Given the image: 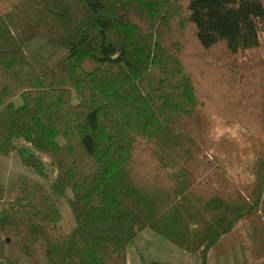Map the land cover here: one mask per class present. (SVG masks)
I'll return each instance as SVG.
<instances>
[{"label":"trees","instance_id":"trees-1","mask_svg":"<svg viewBox=\"0 0 264 264\" xmlns=\"http://www.w3.org/2000/svg\"><path fill=\"white\" fill-rule=\"evenodd\" d=\"M34 38L46 56L26 52ZM217 122L264 135V0H0V156L54 170L74 222L66 232L48 192L20 187L0 211V258L126 264L150 229L205 263L243 221L242 264L260 262L264 140L252 184L223 195L209 161L239 140L206 142ZM10 235L22 261L5 255Z\"/></svg>","mask_w":264,"mask_h":264},{"label":"rangeland","instance_id":"rangeland-1","mask_svg":"<svg viewBox=\"0 0 264 264\" xmlns=\"http://www.w3.org/2000/svg\"><path fill=\"white\" fill-rule=\"evenodd\" d=\"M44 42L40 38H34L28 44L26 52H37L41 56H46L51 48L43 45ZM60 55V51L53 52L54 58ZM18 100V99H17ZM213 129V133H212ZM211 131L207 136H203L205 139L208 137L211 139H217L223 135V139H231L234 142L239 140L238 145L232 151L222 153L216 152L217 163L214 159L210 158L211 165L215 168H210V171L214 175V182L212 186H216L218 190L223 194V189L229 190V192H235V190L243 193V190L252 184L254 173L252 166L255 162L253 156V148L256 144L264 140V135L254 133L251 137L241 134L242 129L239 125L227 126L217 122L213 125ZM206 142H208L205 139ZM222 144L221 142H218ZM226 145V144H225ZM219 151V150H217ZM209 155L214 151H208ZM214 155V154H213ZM222 175L223 185L218 182L217 177ZM55 172L48 167V176L46 179H41L35 175L30 174L29 171L21 164L15 154L9 156H0V185L4 187V195L0 200V211L6 209V203L12 200L16 195H19V188L24 187L30 193L34 191L43 190L48 192L51 197L57 203L61 212L62 218L58 225L61 226L66 232H69L74 227V222L70 214L68 206V193L63 196L53 195L51 192V184L55 179ZM207 192H209L207 190ZM228 192V193H229ZM224 195V194H223ZM245 196V195H243ZM250 197L247 196L246 198ZM261 211L260 203L258 205ZM259 221H263L261 213L259 214ZM237 227V226H236ZM250 224L240 222V227L234 229L226 240L227 247L233 244L235 247L233 251H229L228 254L215 255L210 252L207 256L205 263H202L200 257L197 255H191L180 249L175 244L169 242L160 234L150 229L142 230L136 238L126 246V264H242L246 255L250 253V248L247 242V238L250 235ZM5 255L10 259H19L22 261V255L18 248L15 246V237L10 235L8 241H6ZM239 243V244H238ZM260 251L256 255H260ZM17 259V260H18ZM18 260V261H19ZM255 257H251L249 264H264V258L260 262L254 261ZM5 260L0 258V264H5Z\"/></svg>","mask_w":264,"mask_h":264},{"label":"crops","instance_id":"crops-1","mask_svg":"<svg viewBox=\"0 0 264 264\" xmlns=\"http://www.w3.org/2000/svg\"><path fill=\"white\" fill-rule=\"evenodd\" d=\"M240 222H243V221H240ZM240 222H238V224H237V227H238V228L240 227ZM238 244H239V243H238ZM226 246H227V245H226ZM229 247H230V246H229ZM234 247H235V246L233 245L232 248L234 249ZM228 250H229V248H228ZM229 251H233V250H229ZM229 251H228V252H229ZM223 256H225V255H223ZM5 264H6V263H5Z\"/></svg>","mask_w":264,"mask_h":264}]
</instances>
